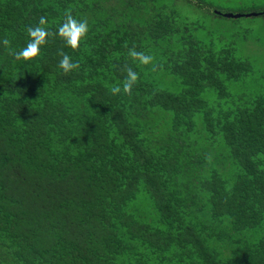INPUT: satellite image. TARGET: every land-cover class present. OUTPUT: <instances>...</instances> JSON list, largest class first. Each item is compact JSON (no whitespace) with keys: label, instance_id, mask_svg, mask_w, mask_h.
<instances>
[{"label":"trees","instance_id":"trees-1","mask_svg":"<svg viewBox=\"0 0 264 264\" xmlns=\"http://www.w3.org/2000/svg\"><path fill=\"white\" fill-rule=\"evenodd\" d=\"M180 1L0 0V264H264V73L247 34ZM68 8L89 23L78 51L9 54ZM126 64L139 82L114 96Z\"/></svg>","mask_w":264,"mask_h":264},{"label":"clouds","instance_id":"clouds-1","mask_svg":"<svg viewBox=\"0 0 264 264\" xmlns=\"http://www.w3.org/2000/svg\"><path fill=\"white\" fill-rule=\"evenodd\" d=\"M26 32L29 40L26 47L19 51H13L11 49L10 41L8 39H4L2 43L5 48L8 49L9 54L16 60L30 62L41 56V48L48 44L49 37L57 35L66 47L71 48L73 52L78 51L82 42L87 38L89 23L87 18H76L73 15L72 9L68 8L65 9L63 20L58 25L56 32H50L48 30V20L44 16L39 18L38 24L27 26ZM58 55L61 57L58 66L62 69L64 74L67 75L73 71L79 70L80 64L74 62L72 57L63 50H59ZM128 59L137 66H151L152 71L157 70V65L154 63V57L143 51H138L135 46L128 50ZM122 71L125 73L122 83L112 85L109 91L114 96L121 93L131 96L133 88L139 82V73L134 70L131 64H126Z\"/></svg>","mask_w":264,"mask_h":264},{"label":"rangeland","instance_id":"rangeland-1","mask_svg":"<svg viewBox=\"0 0 264 264\" xmlns=\"http://www.w3.org/2000/svg\"><path fill=\"white\" fill-rule=\"evenodd\" d=\"M188 0H186L187 2ZM203 7L197 8L198 0H193L192 7L187 3L184 5V0H181V9L183 14H189L191 17L199 21L205 27L211 30L224 29L225 34L229 32H237L242 35L247 34L252 47L247 50L253 62L256 64L258 74L264 73V15L257 17H240L237 19L227 18L225 16H214L212 11L219 10L223 13H250L256 10L264 11V0H199ZM183 4V5H182ZM225 23V24H224ZM223 25V26H222ZM251 29V30H250ZM249 30V31H248ZM207 29L204 28L199 34L200 38L206 40ZM255 39H258L256 42ZM260 79V78H259ZM248 81V86H254ZM250 82V83H249ZM262 87L264 80H262ZM252 84V85H251ZM261 89L259 85L255 86Z\"/></svg>","mask_w":264,"mask_h":264},{"label":"water","instance_id":"water-1","mask_svg":"<svg viewBox=\"0 0 264 264\" xmlns=\"http://www.w3.org/2000/svg\"><path fill=\"white\" fill-rule=\"evenodd\" d=\"M259 12H251V13H247V14H243V13H224V16L226 17H233V18H240L242 16H247V17H251V16H258Z\"/></svg>","mask_w":264,"mask_h":264}]
</instances>
